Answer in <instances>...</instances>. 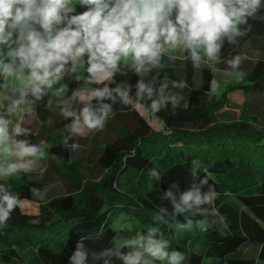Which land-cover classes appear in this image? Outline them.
I'll list each match as a JSON object with an SVG mask.
<instances>
[{"label":"trees","instance_id":"16d2710c","mask_svg":"<svg viewBox=\"0 0 264 264\" xmlns=\"http://www.w3.org/2000/svg\"><path fill=\"white\" fill-rule=\"evenodd\" d=\"M261 4L264 5V0ZM84 10L76 6L77 12ZM248 25L250 30L236 38L238 43L230 44L225 38L218 54L233 53L246 43L264 47V8L255 19H249ZM245 27L242 25V30ZM0 49L7 51L3 45ZM5 62L10 60L5 58ZM162 64L163 68H153L143 77L144 83L154 89L151 98L147 92L144 100L136 97L142 77L128 64H121L99 89L107 86L113 90L115 100L105 97L98 101L93 96L88 102L93 110L102 104L111 105L112 112L104 127L114 131L116 137L104 143L95 164L87 172L75 170L72 162L74 155L79 156L70 143L49 137L48 156L52 163L47 160L46 170L68 174L73 182L67 191L45 195L43 184L30 171L10 176L6 182L0 180V185L18 196L20 202H39L36 214L22 211L19 205L11 213L7 226L0 227V264H72L70 257L78 243L88 253L85 264H122L115 255L107 254L117 234L113 223L119 217L135 219L145 235L148 227L159 228L163 238L169 241V252L177 250L185 256L182 264L264 261V124L246 105L231 123L210 122L213 111L228 102V90L239 88L246 94L264 95V59H258L246 71L238 87L228 88L217 99L211 97L210 70L203 71L197 84L187 52L183 59L165 55ZM88 66L87 54L74 71L69 61L57 80L65 90L62 96L65 102L77 110L83 109L79 105V93L95 85L88 82ZM164 82H167L165 92L169 97H175L177 91L178 103L174 108L169 100L166 107L153 113L150 104L159 98L157 89ZM174 82H182L183 87L174 86ZM118 86L121 90L128 89L133 101L158 118L161 129L153 130L131 104L125 105L114 91ZM41 87L40 98L32 95L31 88L25 89L27 94L21 97V90L0 76V91L14 103L22 100L18 104L22 111L44 122L54 94L59 95V91L54 93L47 86ZM81 110L77 114L72 111L73 115L62 121L66 124L74 121ZM0 117L10 124V116L2 109ZM16 127L21 132L12 135L13 140L37 144V134L29 123L23 121ZM153 169L160 173V180L150 175ZM194 170L195 177L191 175ZM204 176L208 183L201 186V194L213 187L217 194L214 201L199 205L202 211L196 215L182 213L173 218L171 198L164 197L171 184L179 183L178 190L171 189L179 196L194 184L199 185ZM161 208L168 214L160 213L163 219H154ZM213 209L218 210V215H213ZM185 215L193 219L194 227L178 230L175 226L185 222ZM221 217L226 219L221 221ZM202 219L209 221L207 231L195 227V222ZM213 219L216 224L211 223ZM222 223L227 227H222ZM94 253L99 254L96 259H93Z\"/></svg>","mask_w":264,"mask_h":264},{"label":"clouds","instance_id":"9594fccd","mask_svg":"<svg viewBox=\"0 0 264 264\" xmlns=\"http://www.w3.org/2000/svg\"><path fill=\"white\" fill-rule=\"evenodd\" d=\"M77 5L85 10L77 12ZM261 8H264L261 0H0V45L7 48L6 52L0 49V76L6 82L23 80L24 70H27L31 93L40 98L42 85L50 88L60 79L69 61L74 71L87 54L89 83L110 79L121 64H128L142 77L137 84L136 97L144 100L145 92L151 98L154 89L144 83L143 77L153 68H163L162 59L166 54L176 50L187 52L196 67L203 57L217 61L224 39L230 44L238 43L236 38L250 30L248 21L255 19ZM242 25L246 26L243 30ZM5 58L10 62L6 63ZM240 63L239 55L229 61L234 69ZM241 75L236 73L237 77ZM174 86L182 88L183 83L174 82ZM166 88L167 82H164L157 89L159 98L150 104L153 113L166 107L169 100L174 108L177 105V99L169 97ZM216 89L214 81L212 91ZM112 91L105 86L93 95L98 101L105 97L115 100ZM114 91L125 105L133 103L128 89L121 90L118 86ZM26 94L22 89L21 97ZM111 112L109 104H102L97 110L85 106L71 130L82 135L85 131L103 130ZM63 114L73 115L71 111ZM20 132L21 129L15 127L10 133L9 121L0 117V177L30 170L33 161L25 158L43 154L37 145L11 138ZM150 175L160 180V173L155 169ZM191 175L195 177L197 171H192ZM207 183L208 178L204 176L199 185L194 184L179 196L171 190H178L179 183L171 184L164 197L171 198L173 218L182 213L196 215L202 211L199 205L214 201L217 194L213 187L201 194V186ZM0 193V227H6L20 201L3 185H0ZM160 213L168 214L161 208L154 219L162 220ZM213 215H218V210L213 209ZM211 223L217 221L213 219ZM208 224V220L202 219L195 222V227L207 231ZM221 226L227 227V224ZM175 227L190 230L194 227L193 219L185 215V222ZM169 246L159 228L148 227L147 235L137 231L108 255H115L122 264H182L185 256L177 250L169 252ZM121 248L130 250L122 252ZM87 255L83 244L78 243L70 260L72 264H85ZM98 255L94 253L93 259Z\"/></svg>","mask_w":264,"mask_h":264},{"label":"rangeland","instance_id":"374dc122","mask_svg":"<svg viewBox=\"0 0 264 264\" xmlns=\"http://www.w3.org/2000/svg\"><path fill=\"white\" fill-rule=\"evenodd\" d=\"M237 55L241 57V63L238 68L234 69L229 64V61H231ZM166 56L171 59H183L185 52L176 50L166 54ZM218 56L219 59L217 61H209L206 57H203L198 67L193 65V78L197 84L200 82L203 71L205 69L210 70L211 97L214 99L219 98L225 90H228V88L238 87L240 80H242V78L246 75V71H248L258 59H264V47H260V45L257 43H246L241 45L233 53L218 54ZM237 72L242 73V75L237 77ZM214 81L217 84V89L215 92L212 91V84ZM8 83L14 85L20 90L27 89L30 87L27 82V71L24 70L23 80L10 79ZM101 87L102 85L100 86L99 83H95V85L90 89L88 88L83 90L85 95H88V98L82 100V102L80 101L79 105L82 104L83 108L85 106H89L88 102L94 96V92L99 90ZM50 89L54 93L59 91V95L54 94V100L50 105L49 115L44 122L37 121L30 113H24L19 105H16L14 102L8 100L6 95L0 91V109L9 115L11 120L9 124V130L12 129L13 125H15V122L19 123L25 121V123L30 124L31 129L37 134L36 145L40 148L43 154L39 157L25 159H32V166L28 171L36 174L39 181L44 186L43 190H45V195H47L48 192L58 194L61 191H67L73 182L72 178L68 176V174H61L60 172L56 171V169L51 171L46 170L47 160L52 163L50 157L48 156V148L51 144V139L49 137L52 136L53 139L59 141L65 140L66 142L70 143L75 154L80 157L79 158L74 155L72 163L75 170L86 172L88 171L89 166L95 164V158L100 153V149L103 147L104 143L107 141H112L116 137L114 131L109 130L108 128L106 129L105 127L103 130L98 129L95 132L85 131V134L83 135L73 132L71 128L76 119L66 124L64 121H62L66 117L63 113L65 111H74V113L77 114V112L81 109L77 110V108H75L72 104L65 102L64 98L62 97L65 93V90L60 82L57 81L55 85L50 87ZM238 89L239 88H235L232 91L228 90V102L224 106H221L220 108H217L215 111H213V113L210 115V122L213 124L223 122L231 123L237 119L239 110L243 108L244 105H246L247 110L250 111L251 114H253L258 120H260L263 125L264 95L246 94ZM174 95L177 97V91H175ZM130 104L135 109V111L145 119V121L153 130L161 129V121L152 114L148 113L141 104L135 101ZM80 113H78L77 117L80 116ZM9 178L10 177H0V180L6 182L9 180ZM41 197H43V195H41ZM19 205L21 210L26 213L36 214L38 212L39 202L21 201ZM113 227L115 230H117V234L115 235L114 244L107 254L115 251L117 245L122 244L128 238L135 236L137 231L141 232V225L135 219L119 217L114 221ZM156 264H160V262H156ZM255 264H264V261L257 260Z\"/></svg>","mask_w":264,"mask_h":264},{"label":"crops","instance_id":"0c3cea01","mask_svg":"<svg viewBox=\"0 0 264 264\" xmlns=\"http://www.w3.org/2000/svg\"><path fill=\"white\" fill-rule=\"evenodd\" d=\"M108 80H109V79H106V80H104L103 82L99 83L100 86H101V85L103 86V85L106 83V81H108ZM28 88H31V87H28ZM28 88H27V89H28ZM89 96H90V95H89ZM86 98H88V95H85V92L82 91V92L79 93V102H80V101L82 102V100H84V99H86ZM6 99H7V98H6ZM8 100H9V99H8ZM18 120H20V119H18ZM18 120H17V121H18ZM22 123H23V121H22V122H19V123H18V122H15V123H14L15 125H13L12 129L15 128L16 126L22 124ZM12 129H11V130H12ZM10 133H11V131H10ZM11 138L13 139L12 136H11Z\"/></svg>","mask_w":264,"mask_h":264}]
</instances>
